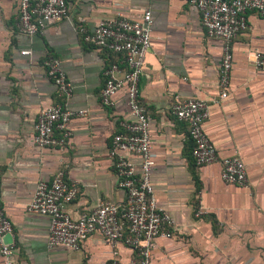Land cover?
<instances>
[{"label":"crops","instance_id":"crops-1","mask_svg":"<svg viewBox=\"0 0 264 264\" xmlns=\"http://www.w3.org/2000/svg\"><path fill=\"white\" fill-rule=\"evenodd\" d=\"M70 19L47 22L39 35L19 30L20 0H0V203L12 224L14 264H106L112 249L99 233L79 251L48 247L51 220L27 207L38 183L59 171L79 185L80 195L66 211L74 219L100 201L123 205L110 157L121 123L132 121L128 90L101 101L105 71L115 54L87 44L77 27L92 33L103 20L153 15L152 48L141 80L142 100L151 117L158 204L175 222L173 239H159L152 264H264V72L253 64L264 54V18L249 13L250 28L233 43V71L228 98L211 103L205 131L221 159L239 156L246 165V188L225 183L221 164L197 167L188 124L172 113L175 97L211 102L218 97L224 43L208 37L197 8L185 0H67ZM29 52V55H23ZM61 61L74 94L72 138L64 147L38 148L34 127L40 112L63 103L44 66ZM138 162V161H137ZM121 261L136 255L119 245ZM0 264L5 259L0 253Z\"/></svg>","mask_w":264,"mask_h":264},{"label":"built area","instance_id":"built-area-1","mask_svg":"<svg viewBox=\"0 0 264 264\" xmlns=\"http://www.w3.org/2000/svg\"><path fill=\"white\" fill-rule=\"evenodd\" d=\"M185 1L200 12L208 37L223 41L224 57L218 97L209 102L177 96L172 113L190 127L196 166L220 163L225 183L246 188L249 179L243 160L239 156L221 159L204 127L210 118L211 103L217 104L228 98L233 71V43L250 28L249 13L255 12L264 18V0ZM70 17L67 0H20L19 30L26 36L39 35L47 22H62ZM152 24V12L146 10L137 19L120 16L103 20L92 33L83 26L77 27L87 44L118 57L117 62L105 71L106 82L101 93L103 105L114 107L115 96L124 88L128 90L127 107L133 119L121 123V131L114 135L109 154L126 201L123 205L100 201L90 213L74 219L66 211V206L74 203L80 195L79 185L70 182L65 171H59L51 182L41 181L27 211L50 218V249L65 247L79 251L90 237L99 233L112 249V258L106 264H124L120 257V244L134 252V264H152L157 241L173 239L175 222L168 212L160 208L152 181L155 161L151 117L141 91L146 59L152 48ZM22 54L26 56L29 52ZM253 64L257 71L264 72V54L256 52ZM44 66L63 103L40 112L34 127V143L41 149L64 147L72 138L69 123L73 118L88 116V112L69 108L68 101L74 94V87L61 61L50 57ZM7 236L14 239L13 227L0 203V253L5 264H14L16 247L14 241H5Z\"/></svg>","mask_w":264,"mask_h":264}]
</instances>
